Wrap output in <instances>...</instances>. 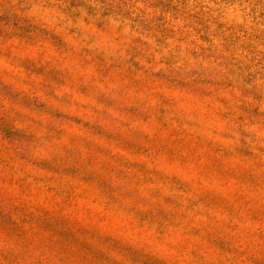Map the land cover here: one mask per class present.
I'll return each mask as SVG.
<instances>
[{
    "label": "rangeland",
    "instance_id": "1",
    "mask_svg": "<svg viewBox=\"0 0 264 264\" xmlns=\"http://www.w3.org/2000/svg\"><path fill=\"white\" fill-rule=\"evenodd\" d=\"M0 264H264V0H0Z\"/></svg>",
    "mask_w": 264,
    "mask_h": 264
}]
</instances>
